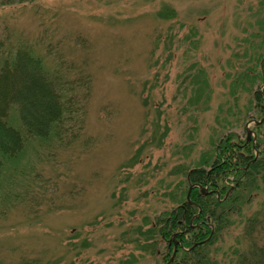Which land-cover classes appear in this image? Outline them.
Segmentation results:
<instances>
[{
	"label": "rangeland",
	"instance_id": "374dc122",
	"mask_svg": "<svg viewBox=\"0 0 264 264\" xmlns=\"http://www.w3.org/2000/svg\"><path fill=\"white\" fill-rule=\"evenodd\" d=\"M6 30L50 42L92 92L79 145L27 152L0 186V264H165L151 222L258 117L264 0H0Z\"/></svg>",
	"mask_w": 264,
	"mask_h": 264
},
{
	"label": "trees",
	"instance_id": "16d2710c",
	"mask_svg": "<svg viewBox=\"0 0 264 264\" xmlns=\"http://www.w3.org/2000/svg\"><path fill=\"white\" fill-rule=\"evenodd\" d=\"M56 51L43 38L29 42L8 30L0 37V186L16 177L27 152L50 156L54 150L75 148L85 132L92 76ZM258 64L261 72L249 77H258L264 85V53ZM251 96L259 113L255 120H260L264 87ZM251 129L256 137L249 141L234 132L218 139L213 157L203 161L207 167L186 172L187 189L201 185L191 190L190 201L186 189L181 200H172L170 210L148 227L149 240L168 239L178 228L180 242L171 264H264L258 227L264 219V121ZM239 224L242 238L235 240L233 230ZM138 233L146 238V233ZM133 242L144 245L138 238ZM172 251L166 247L165 259ZM142 258L143 253L135 255V262Z\"/></svg>",
	"mask_w": 264,
	"mask_h": 264
},
{
	"label": "water",
	"instance_id": "95a60500",
	"mask_svg": "<svg viewBox=\"0 0 264 264\" xmlns=\"http://www.w3.org/2000/svg\"><path fill=\"white\" fill-rule=\"evenodd\" d=\"M264 121V116L260 119V120H250L248 123H247V126H246V139L249 141V140H251V135H252V130H251V128H248L249 126H248V124L250 123V122H253V124L254 125H257V124H259V123H261V122H263ZM195 186H198V187H201V185H199L198 183L197 184H191L189 187H188V189H187V194H186V199H187V201H190V194L189 193H191V190L195 187ZM180 242V241H179ZM177 244H174V249H173V252H172V255H171V257L169 258V260L167 261V263L166 264H170L172 261H173V258H174V256H175V254H176V250H177Z\"/></svg>",
	"mask_w": 264,
	"mask_h": 264
},
{
	"label": "flooded vegetation",
	"instance_id": "af4514ba",
	"mask_svg": "<svg viewBox=\"0 0 264 264\" xmlns=\"http://www.w3.org/2000/svg\"><path fill=\"white\" fill-rule=\"evenodd\" d=\"M179 232H178V228L175 230V231H173L172 233H171V235H170V237H168V239H165V238H163V236L161 237V239H162V241L163 242H166L167 241V247L169 248L170 246H171V248L174 246V244H177V247H178V241H179ZM176 247V248H177ZM177 252V251H176ZM170 257V256H169ZM169 259H166V261H165V264L167 263V261H168ZM174 260V259H173ZM173 262V261H172ZM171 262V263H172ZM170 263V264H171Z\"/></svg>",
	"mask_w": 264,
	"mask_h": 264
}]
</instances>
